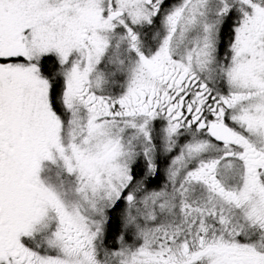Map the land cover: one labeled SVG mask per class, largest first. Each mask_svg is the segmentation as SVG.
<instances>
[{
    "label": "snow or ice",
    "instance_id": "snow-or-ice-1",
    "mask_svg": "<svg viewBox=\"0 0 264 264\" xmlns=\"http://www.w3.org/2000/svg\"><path fill=\"white\" fill-rule=\"evenodd\" d=\"M0 264H264V0H0Z\"/></svg>",
    "mask_w": 264,
    "mask_h": 264
}]
</instances>
